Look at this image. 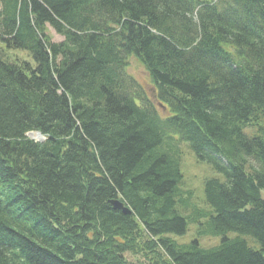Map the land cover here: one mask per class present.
Returning <instances> with one entry per match:
<instances>
[{
    "label": "trees",
    "instance_id": "obj_1",
    "mask_svg": "<svg viewBox=\"0 0 264 264\" xmlns=\"http://www.w3.org/2000/svg\"><path fill=\"white\" fill-rule=\"evenodd\" d=\"M181 142L223 177L193 219L212 248L167 236ZM263 192L264 0H0V264H264Z\"/></svg>",
    "mask_w": 264,
    "mask_h": 264
},
{
    "label": "rangeland",
    "instance_id": "obj_2",
    "mask_svg": "<svg viewBox=\"0 0 264 264\" xmlns=\"http://www.w3.org/2000/svg\"><path fill=\"white\" fill-rule=\"evenodd\" d=\"M48 32L52 38V41H61L62 38L54 32L51 28L48 29ZM5 56L11 61V60H27L32 65L34 62L32 61V58L27 55L24 51H6ZM128 66L126 68V72L132 76L140 85L142 88H144L145 92L147 93L149 99L151 100L152 104H155L158 113L161 115V117L165 118L168 114L165 111H163L158 106V101L156 99V93L154 90V85L152 82H150L149 76L147 71H145V68L143 64L138 61V59L132 55L128 59ZM28 137L33 140L34 142L39 139L35 133H31L28 135ZM178 144V143H177ZM180 146V166L181 174H182V182L178 187V190L180 191V196L178 198V201L183 199L185 204L178 203L177 209L180 211V213L186 217L187 222V228L185 231V234L182 236H177L175 234L167 235L168 237L175 240L178 244H187L196 239L198 243H200L201 248H212L215 247L220 243L221 237L220 236H210V235H204L200 236L198 232L199 223L195 222L194 216L196 213V209L198 210H204L212 212L208 208V206L205 203L204 200V189L203 185L206 180H211L212 178H217L219 180H223V177H221L220 174L216 173L212 167H210L207 163L203 161H198L196 156H194L192 150L186 143H179ZM262 197L264 198V192L262 193ZM186 206V207H183ZM200 213V212H197ZM202 223L205 222L204 218L200 220ZM237 233H228V238H234L236 237ZM244 240L254 249H258L259 245L256 241H254L250 236L243 237ZM125 257H127V260L131 262H138L142 261L143 257L134 256L130 253L125 254Z\"/></svg>",
    "mask_w": 264,
    "mask_h": 264
},
{
    "label": "water",
    "instance_id": "obj_3",
    "mask_svg": "<svg viewBox=\"0 0 264 264\" xmlns=\"http://www.w3.org/2000/svg\"><path fill=\"white\" fill-rule=\"evenodd\" d=\"M158 106L162 108L163 111H165V108L161 104L158 103ZM109 204L111 205L114 211L119 210L124 215L131 213V210L125 205V203L121 202L119 199L110 200Z\"/></svg>",
    "mask_w": 264,
    "mask_h": 264
},
{
    "label": "bare ground",
    "instance_id": "obj_4",
    "mask_svg": "<svg viewBox=\"0 0 264 264\" xmlns=\"http://www.w3.org/2000/svg\"><path fill=\"white\" fill-rule=\"evenodd\" d=\"M36 136L40 139V135L38 133H36Z\"/></svg>",
    "mask_w": 264,
    "mask_h": 264
}]
</instances>
